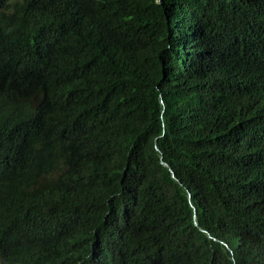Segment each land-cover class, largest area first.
Wrapping results in <instances>:
<instances>
[{
	"label": "trees",
	"instance_id": "obj_1",
	"mask_svg": "<svg viewBox=\"0 0 264 264\" xmlns=\"http://www.w3.org/2000/svg\"><path fill=\"white\" fill-rule=\"evenodd\" d=\"M0 264H264V0H0Z\"/></svg>",
	"mask_w": 264,
	"mask_h": 264
}]
</instances>
